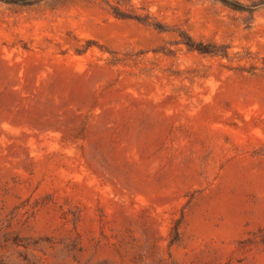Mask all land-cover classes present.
<instances>
[{
	"label": "rangeland",
	"instance_id": "1",
	"mask_svg": "<svg viewBox=\"0 0 264 264\" xmlns=\"http://www.w3.org/2000/svg\"><path fill=\"white\" fill-rule=\"evenodd\" d=\"M129 1L0 3V264H264V7Z\"/></svg>",
	"mask_w": 264,
	"mask_h": 264
},
{
	"label": "trees",
	"instance_id": "2",
	"mask_svg": "<svg viewBox=\"0 0 264 264\" xmlns=\"http://www.w3.org/2000/svg\"><path fill=\"white\" fill-rule=\"evenodd\" d=\"M48 0H0V3L7 4V5H17L23 7H32L39 5L42 2ZM104 2L110 9L111 14L120 20H135L141 23H151L154 27H156L160 31H165L163 26L158 23H152L151 16L148 14H138L134 11L133 7L130 5L129 0H101ZM225 6L238 11V12H249L253 14L257 9L264 7V0H252L251 5L245 6L244 4L240 3L236 0H219ZM183 37V43L188 46L189 48L196 50L202 54L212 55V56H222L228 57L227 51L221 50L223 47H219L215 44H205L203 42L197 43L189 36ZM251 56L252 60H254L253 67L261 60L258 56H254L252 53L248 52ZM264 62V57L262 58Z\"/></svg>",
	"mask_w": 264,
	"mask_h": 264
}]
</instances>
